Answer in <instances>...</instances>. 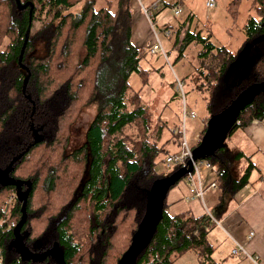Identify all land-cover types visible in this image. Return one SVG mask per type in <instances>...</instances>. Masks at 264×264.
Wrapping results in <instances>:
<instances>
[{
	"label": "trees",
	"instance_id": "obj_1",
	"mask_svg": "<svg viewBox=\"0 0 264 264\" xmlns=\"http://www.w3.org/2000/svg\"><path fill=\"white\" fill-rule=\"evenodd\" d=\"M99 1L20 0L33 5L30 14L29 6L19 9L15 0H0V170L19 157L8 175L31 185L20 231L24 247L33 255L58 248L65 264H117L146 214L154 184L179 170H167L164 159L177 152L180 131L165 141L166 123L151 131L148 109L129 84L133 73L143 83L149 74L140 67L146 51L131 42L135 0H105V7H98ZM252 9L256 18L249 15L243 26V47H249L250 54L256 51V57L243 78L236 79L232 71L226 80L238 55L215 48L200 33L187 32L181 44L173 42L179 57L196 42L202 45L199 59L211 56V64H218L217 70L211 66L206 74L201 71L208 120L246 88L264 81V0H253ZM35 23L40 26L34 31ZM37 45H42L41 55L35 54ZM89 105H95L96 112L85 141L69 152L71 127ZM253 121L264 123V92L242 110L227 138ZM243 156L231 154L223 143L198 162L214 170L224 195L234 196L254 183L252 164L238 179L230 173L232 163ZM22 190L25 193L27 186ZM167 208L166 197L154 232L134 264H173L188 252L209 260L214 219L205 211L172 214ZM20 218L15 187L0 183V264H57L51 256L40 262L21 259L13 245Z\"/></svg>",
	"mask_w": 264,
	"mask_h": 264
},
{
	"label": "rangeland",
	"instance_id": "obj_2",
	"mask_svg": "<svg viewBox=\"0 0 264 264\" xmlns=\"http://www.w3.org/2000/svg\"><path fill=\"white\" fill-rule=\"evenodd\" d=\"M166 1L170 5L168 7L164 6L165 8L158 15L155 23L148 22L147 27L141 22L143 20L140 18L142 16L140 13L135 14L133 17L131 42L135 47L146 51L147 55L141 61L140 67L149 74L146 83H143V79L138 74L133 73L129 78V84L132 91L139 92L142 103L148 109L150 130L155 131L158 125L166 123V128H162V141H165L169 138L170 133L180 130L183 126L187 143L191 148L199 142L198 135L208 122L207 93L194 88L197 68L201 64L203 70L207 73L211 66L214 70H217L216 65L218 64L212 65L213 60H210V63L207 60H199L198 54L202 49V45L196 42L187 46L183 55L179 57V46L176 49L172 48L176 30H179L182 23L186 24L184 37L187 32V34L200 33L215 48L225 47L232 54L238 55L239 59L234 65L236 67L232 71L236 79H240L249 74L250 60H254L256 57V51L250 54L248 53L250 48L243 47L245 40L243 26L249 15L256 18V14L252 9L253 0H215L213 9L206 7L207 0H183L181 5H177L181 14L175 16L174 9L176 6L174 4L178 0ZM232 3L235 6L231 7ZM107 4L105 0H100L98 7H105ZM39 26L38 23H35L34 31ZM165 29L171 31L170 36L164 35ZM155 34L159 38L167 60L160 52L151 53L152 47L157 44ZM181 43L179 42V44ZM42 52V45H37L35 54L41 55ZM175 79L184 83L183 96L176 91ZM184 102L187 110L195 113V118H187L183 123L181 108ZM95 112V105L82 107L71 127L67 151L77 149L84 143L86 130ZM232 137L226 138L224 145L231 154L236 155L241 152H236L233 148L230 149L231 151L228 149L232 147ZM167 148H169V145ZM176 148V151L180 150L179 146ZM245 154H248V152L245 151ZM245 156L234 161L230 167V173L236 179L240 178L247 166L251 164ZM207 172L211 173L214 170L209 169ZM203 175L201 173V176Z\"/></svg>",
	"mask_w": 264,
	"mask_h": 264
},
{
	"label": "crops",
	"instance_id": "obj_3",
	"mask_svg": "<svg viewBox=\"0 0 264 264\" xmlns=\"http://www.w3.org/2000/svg\"><path fill=\"white\" fill-rule=\"evenodd\" d=\"M155 1L158 0H141V5L148 7ZM182 1L178 0L175 3L181 5ZM160 2V8L153 11V14H157L154 18L155 21L163 11L164 6L170 5L166 0H160ZM131 13L132 41L134 15L138 13L142 15L140 18L143 21H140L145 27L151 20L148 21L144 16L141 6L136 0L131 3ZM185 26L186 24H181L178 35V30H176L174 38L177 43L183 41ZM166 32L171 33V31L169 29L164 30V35L170 36V34L166 35ZM210 58L208 57L207 61ZM233 68L226 75V80L230 77ZM203 69L200 64L194 81V88L200 92H204V89L200 87L203 83L201 71L203 74L205 73ZM232 136V147L228 149L233 148L236 152L246 155L245 157L253 166L251 182L254 183L241 189L234 196L224 195L219 187L211 188L212 184L218 186V182L215 172H207L212 169L209 167L202 172L204 175L200 178L199 184L203 191L205 190L201 199L198 197L191 198L190 183L187 178L184 180L185 183H181L168 192V196H166L167 210L170 213L180 214L190 211L194 215H200L205 211L217 223L208 235V243L212 248L209 260H205L193 252H188L175 259L173 264H253L249 259L250 257H258L264 262V123L253 121L245 129L235 131ZM245 151L248 154H245ZM251 233L253 234L252 237H250ZM237 245L242 247L246 254H232V250Z\"/></svg>",
	"mask_w": 264,
	"mask_h": 264
},
{
	"label": "water",
	"instance_id": "obj_4",
	"mask_svg": "<svg viewBox=\"0 0 264 264\" xmlns=\"http://www.w3.org/2000/svg\"><path fill=\"white\" fill-rule=\"evenodd\" d=\"M15 1L19 9H25L29 6V13L31 14L33 10V5L31 3L22 5L20 3V0ZM29 32L30 28L27 30V33L25 35L24 44L22 46L21 54L19 57V64H21L22 56L24 54L25 47L29 38ZM28 78L29 75H27L25 79L23 93L25 92ZM262 92H264V81L261 83L253 84L246 88L238 95V97L224 112L217 116L211 117L207 122L206 129L200 143L192 149V160L188 162L187 168H181L172 175L160 179L154 184L148 200L146 214L139 224L135 235L132 237L129 247L123 253L117 264H134L136 256L147 244L154 232L157 222L161 217L164 201L170 188L178 183L181 179H183L187 174H190L192 172V162L208 158L223 145L225 139L234 127L235 122L242 110L250 105L254 101V99ZM36 142L37 140H35V143ZM18 159L19 157L12 163H10V165L3 171L0 170V183L6 186H14L16 188V197L21 203V218L13 231V245L16 251L19 253L21 259L25 261L40 262L46 257L51 256L56 258L57 264H65L62 252L58 248L50 249L42 255H33L30 254L23 245L20 231L22 229V226L26 223L27 219L26 205L31 190V185L28 182H20L9 177L8 168ZM23 184L27 186V191L25 193L21 189Z\"/></svg>",
	"mask_w": 264,
	"mask_h": 264
},
{
	"label": "built area",
	"instance_id": "obj_5",
	"mask_svg": "<svg viewBox=\"0 0 264 264\" xmlns=\"http://www.w3.org/2000/svg\"><path fill=\"white\" fill-rule=\"evenodd\" d=\"M140 6H141V10L142 13L144 14V16L148 19V21L151 20L153 11H156L160 8V0L153 2L150 6L148 7H144L141 5V0H136ZM215 6V0H207L206 2V7L208 9H213ZM181 14V11L179 9L178 6L175 7L174 9V15L175 16H179ZM166 35H169V32L165 33ZM156 43L152 49H151V53H157L160 52L162 53V55L164 56V58L167 60V57L163 51V49L161 48V44L159 39L156 36ZM175 86H176V91L180 92L183 96V88H184V83L178 79H175ZM181 117H182V122L184 123L187 118L190 119H194L195 118V113L193 111H188L187 107L185 105V102L182 105L181 108ZM181 133V138H180V142H179V147L180 150L177 151L175 154L172 155H168L165 157L164 159V165L165 168L167 170L171 169L172 167H178L179 169L181 168H187V164L189 161L192 160V147L190 148L187 140H186V135H185V130L182 128L179 130ZM176 131H174L175 133ZM192 166H193V170L190 174H187L185 177L188 179L189 183H190V195L191 198H202L205 190L203 191V189L201 188L199 182H200V178H201V173L209 168V165L207 163H203V162H192ZM196 184V186H195ZM211 188L216 189L218 188V186L216 184H212ZM217 224V223H216ZM252 233L250 234V237H252ZM246 254V252L244 251V249L240 246H236V248H234L232 250V254L236 255V254ZM249 258V257H248ZM253 264H264V262H262L258 257H250L249 258Z\"/></svg>",
	"mask_w": 264,
	"mask_h": 264
},
{
	"label": "flooded vegetation",
	"instance_id": "obj_6",
	"mask_svg": "<svg viewBox=\"0 0 264 264\" xmlns=\"http://www.w3.org/2000/svg\"><path fill=\"white\" fill-rule=\"evenodd\" d=\"M21 189H22V187H21ZM23 191V190H22Z\"/></svg>",
	"mask_w": 264,
	"mask_h": 264
},
{
	"label": "bare ground",
	"instance_id": "obj_7",
	"mask_svg": "<svg viewBox=\"0 0 264 264\" xmlns=\"http://www.w3.org/2000/svg\"><path fill=\"white\" fill-rule=\"evenodd\" d=\"M14 187V186H13ZM16 189V188H15Z\"/></svg>",
	"mask_w": 264,
	"mask_h": 264
}]
</instances>
